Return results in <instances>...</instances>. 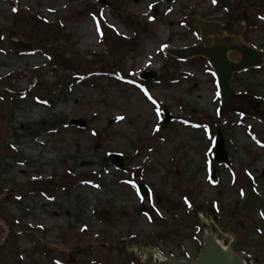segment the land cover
Instances as JSON below:
<instances>
[{
	"label": "rangeland",
	"instance_id": "1",
	"mask_svg": "<svg viewBox=\"0 0 264 264\" xmlns=\"http://www.w3.org/2000/svg\"><path fill=\"white\" fill-rule=\"evenodd\" d=\"M105 1L0 0V78L20 92L0 98V264H145L138 248L167 259L152 264L195 259L210 233L201 215L232 252L264 264L261 234L238 209L253 178L264 217V65L233 75L223 108L207 61L167 52L212 42L194 18L241 24L233 35L264 51V0ZM218 129L226 165L211 162Z\"/></svg>",
	"mask_w": 264,
	"mask_h": 264
},
{
	"label": "water",
	"instance_id": "2",
	"mask_svg": "<svg viewBox=\"0 0 264 264\" xmlns=\"http://www.w3.org/2000/svg\"><path fill=\"white\" fill-rule=\"evenodd\" d=\"M194 25L199 28L202 34H212L215 36L212 46L206 47L203 45H194L185 48L169 49V52L179 58L198 54L205 56L216 71L218 84L221 89L223 105L228 106L232 102V96H234L231 93L229 85L232 73L250 66L261 64L263 53L249 48L241 43L237 38L217 37V34H219L222 30L232 31L230 24L227 22L225 25H221L217 22H207L201 19H195ZM240 29L241 27L236 28L237 31ZM229 50L238 51L241 55V59L238 62L228 60L226 53ZM147 76L148 75H145V77ZM165 120H169V114L167 112H165ZM71 123L79 126L84 125L82 120H72ZM215 157L219 162L226 160V153L221 133H219V138L216 143ZM110 159L116 166L123 167L122 160L119 155L111 154ZM140 191L142 195L145 196L146 191L143 186H140ZM239 209L246 214L255 216L257 226L264 230V222L258 218V199L251 187L246 190L245 198L239 205ZM202 225L209 226L211 231L216 234V238H214L211 234L205 236L204 248L196 260H180L172 258L170 259V264H243L238 255L225 248L229 242V237L221 233V231L213 223H209L208 225L203 223ZM2 232L3 228L0 225V233ZM218 240H222V244L218 243ZM150 262L151 256L149 255L147 263Z\"/></svg>",
	"mask_w": 264,
	"mask_h": 264
},
{
	"label": "trees",
	"instance_id": "3",
	"mask_svg": "<svg viewBox=\"0 0 264 264\" xmlns=\"http://www.w3.org/2000/svg\"><path fill=\"white\" fill-rule=\"evenodd\" d=\"M11 78H9V77H6V78H4V79H0V83H4V84H0V91L3 89L4 90V93H5V95L6 96H4V95H1L0 94V98L1 99H6V97L7 98H9V96H12L14 93H15V90H14V88L12 87L13 85L11 84V85H9V80H10ZM8 80V81H7ZM33 185V184H36V182H31V183H29V184H27V185H25V184H22V185H20L19 184V187L21 188L22 187V189L24 188V187H27L28 185ZM14 187H15V185H14ZM19 187L18 188H16L15 187V192H12L11 194H15V193H19V191H21L22 189H19ZM20 227H17L16 228V230H20L19 229Z\"/></svg>",
	"mask_w": 264,
	"mask_h": 264
},
{
	"label": "bare ground",
	"instance_id": "4",
	"mask_svg": "<svg viewBox=\"0 0 264 264\" xmlns=\"http://www.w3.org/2000/svg\"><path fill=\"white\" fill-rule=\"evenodd\" d=\"M83 161L86 162V163H88V164H91L92 163L88 159H85ZM201 217H202V220L203 221L210 222V220L206 219L204 216L201 215ZM220 243H222V242L220 241ZM153 251H154L153 248L152 249H148V248H142L141 249L140 248V249L136 250L137 253L140 252V257H141V259L143 261L146 259L147 253H150L151 254V258H152L153 263H157L158 261L161 262V261H165L166 260L163 256L153 254L154 253Z\"/></svg>",
	"mask_w": 264,
	"mask_h": 264
},
{
	"label": "snow or ice",
	"instance_id": "5",
	"mask_svg": "<svg viewBox=\"0 0 264 264\" xmlns=\"http://www.w3.org/2000/svg\"><path fill=\"white\" fill-rule=\"evenodd\" d=\"M215 2H216V0H213V3H215ZM14 11H15V9H14ZM98 30H99V28H98ZM145 95H148L146 91H145ZM149 99H151L150 96H149ZM153 103H155V101H153ZM157 114L159 115V112Z\"/></svg>",
	"mask_w": 264,
	"mask_h": 264
},
{
	"label": "flooded vegetation",
	"instance_id": "6",
	"mask_svg": "<svg viewBox=\"0 0 264 264\" xmlns=\"http://www.w3.org/2000/svg\"><path fill=\"white\" fill-rule=\"evenodd\" d=\"M261 242H262V244L264 245L263 233H262V236H261Z\"/></svg>",
	"mask_w": 264,
	"mask_h": 264
}]
</instances>
